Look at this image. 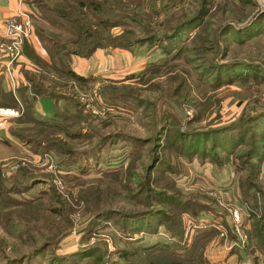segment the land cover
Segmentation results:
<instances>
[{"label":"rangeland","instance_id":"obj_1","mask_svg":"<svg viewBox=\"0 0 264 264\" xmlns=\"http://www.w3.org/2000/svg\"><path fill=\"white\" fill-rule=\"evenodd\" d=\"M19 1L0 29L17 103L0 109L18 112L0 122L23 117L0 135V264H264V0ZM78 31L102 69L44 66Z\"/></svg>","mask_w":264,"mask_h":264},{"label":"trees","instance_id":"obj_2","mask_svg":"<svg viewBox=\"0 0 264 264\" xmlns=\"http://www.w3.org/2000/svg\"><path fill=\"white\" fill-rule=\"evenodd\" d=\"M62 7H60V18H63L65 20H68L67 22L70 23L74 29V25L73 23H75L78 28L80 29H84V23L73 18L72 15L67 11L68 6L64 1L60 2ZM61 8H65L67 12L61 11ZM68 17V18H65ZM73 18V19H72ZM76 28V27H75ZM87 29V27H86ZM77 30V29H76ZM88 30V29H87ZM75 31V29H74ZM87 35H81L80 31H78V33H76L75 35V39L73 40H67L65 43H63V41H57L55 40V43L51 41V43L53 45H44L43 47L45 49H48L49 53L50 51H53L57 54L55 55V63L54 64H50L47 65L46 62H44V66H48L50 69L52 68L55 72L59 73L61 70L66 69V71L69 74H73L69 69V63H70V57H77V58H88L90 57L91 53L98 47H100V45L102 44V40L99 37H95L93 34L88 35V32L86 33ZM87 39V40H86ZM92 40V41H91ZM48 42V41H47ZM24 55L25 57L29 60H34L38 63L40 60L38 59L37 55H35V53L30 49V48H26V45L24 46ZM53 59V58H52ZM40 64V63H39ZM63 68V69H62ZM51 69V70H52ZM70 71V72H69ZM74 76V75H73ZM75 77L78 79L79 77H77L75 75ZM33 81V82H32ZM32 81H27L28 84V88H26V86L24 85L23 87L18 88L17 90V94L19 95L20 98H23V100L25 102H27L28 98L25 97V91L29 92V90L31 91L32 95L33 94H37V95H44L43 93L40 92L41 88L39 89L38 87H41L39 82H34L35 79L33 78ZM56 88V87H55ZM30 93V92H29ZM16 94V95H17ZM52 94V93H50ZM6 101L1 103L0 105H4L7 104L5 106H8L10 108H16V102L14 100V98L11 96V94L8 92L6 95ZM48 96V94H47ZM27 98V99H26ZM60 96L55 95V100L59 102ZM25 108H27V106H24ZM31 107V106H30ZM59 107V106H58ZM56 110L57 107H55V115L56 113L58 114L59 112H57ZM23 117L17 119L14 121V125L9 127V129H7V132L9 135H14L17 136L18 133H22L23 129H22V123H23Z\"/></svg>","mask_w":264,"mask_h":264},{"label":"built area","instance_id":"obj_3","mask_svg":"<svg viewBox=\"0 0 264 264\" xmlns=\"http://www.w3.org/2000/svg\"><path fill=\"white\" fill-rule=\"evenodd\" d=\"M4 24V36L6 37L7 42L2 46V55L5 74L13 84L11 64L20 58L22 43L29 36L31 26L28 16L23 13H18L15 17H8ZM17 114V110L0 109V116L14 117L17 116ZM233 219L237 221L236 213H233Z\"/></svg>","mask_w":264,"mask_h":264},{"label":"crops","instance_id":"obj_4","mask_svg":"<svg viewBox=\"0 0 264 264\" xmlns=\"http://www.w3.org/2000/svg\"><path fill=\"white\" fill-rule=\"evenodd\" d=\"M17 10H26L25 5L23 4V2H20L19 0H0V29L2 28L1 27L2 19L6 15H9V14H11L13 12H16ZM30 48H31V50L33 52L36 53L35 44L33 46L31 45ZM101 54H102L101 50L100 49H96L92 53L91 57H89L87 59V61L85 59H80V58H77V57L71 58V63L73 64V66H72L73 70L78 72L77 73L78 75H82L83 73H85L87 71V69L92 70V69L95 68V69L98 70V66L100 65V60H101ZM24 58H25V55H24ZM1 65H2V62H0V104L7 100L5 95L8 93L6 78H5L4 75H3L4 78L1 75L2 74L1 73ZM17 67L18 66H16L15 69H17ZM101 69H102V67L99 66V70H101ZM97 73L98 72H96L95 74L97 75ZM19 83H20V81H19ZM17 90L18 89H16V92H17ZM16 92H15V94H16ZM25 95H26V97H28V92H25ZM35 108H36V106H35ZM11 121L9 123L6 122V121H3V122L1 121L0 122V135L1 134H4V135L8 134L6 129L12 125Z\"/></svg>","mask_w":264,"mask_h":264}]
</instances>
